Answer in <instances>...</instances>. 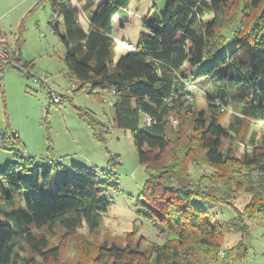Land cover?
<instances>
[{
  "label": "trees",
  "instance_id": "trees-1",
  "mask_svg": "<svg viewBox=\"0 0 264 264\" xmlns=\"http://www.w3.org/2000/svg\"><path fill=\"white\" fill-rule=\"evenodd\" d=\"M46 1L59 12L50 24L66 46L72 91L113 98L110 123L88 108L78 107L80 115L102 145L114 127L134 138L147 172L137 213L163 242L140 236L136 222L119 241L109 233L105 216L113 201L106 192L119 188L117 155L107 168L64 170L50 191L54 168L63 166L16 148V160L0 171V264L248 260L247 239L264 220V133L249 141L242 134L246 120L264 121V0H168L164 11L147 16L135 50L120 55L113 18L120 10L126 14V0ZM16 35L13 47L0 30V52L7 54L0 73L34 67L23 61L22 31ZM209 80L207 107L199 109L192 87ZM50 96L48 110L64 104ZM227 112L229 123L222 118ZM9 131L20 140L9 128L4 139ZM233 140L244 146L240 153ZM241 196L248 198L243 208L235 203ZM224 207L234 216L223 218Z\"/></svg>",
  "mask_w": 264,
  "mask_h": 264
},
{
  "label": "rangeland",
  "instance_id": "rangeland-1",
  "mask_svg": "<svg viewBox=\"0 0 264 264\" xmlns=\"http://www.w3.org/2000/svg\"><path fill=\"white\" fill-rule=\"evenodd\" d=\"M41 1L0 0V30L7 34V40L13 47L16 45V33L21 30L23 61L34 63L33 68L24 72L16 67H6L0 73V83L3 84L2 87L0 85V171L16 160V148L25 156L43 159V164L49 163L48 157H51L63 166L54 168L55 175L50 189L53 191L56 189L55 181L59 174H66L64 170L71 174L75 170V165L107 168L110 156L117 155L119 162L114 166L118 172L119 188L106 192L113 201L105 216L109 233L115 237V241H119V237L124 232L132 230L136 222L140 225V236H145L151 241L163 242L158 229L137 213L136 202L147 178V172L140 161L131 132L122 128H112L106 145H102L94 136L87 121L80 115L78 107L91 109L100 120L110 123L112 95L108 94L104 101H100L85 90L72 91V84L65 76L63 58L66 46L50 24L55 12L49 1L45 0L42 3ZM126 1L128 3L126 14L117 17L114 22L118 25L122 21L124 24L123 27L116 28L115 32L119 40L125 42L118 44V55L127 50L126 45L135 47L134 42L141 33L147 16L164 11L168 2V0ZM122 12L120 10L116 15L121 16ZM231 42L233 44V41L226 43L229 50L233 49L228 47ZM27 72H30L29 76ZM206 83L202 87H192L199 109L207 107L205 91L209 88L211 80ZM50 92L54 97L62 98L64 104L60 107L53 104L48 110L51 102ZM65 95L69 97L66 98ZM229 115L230 112L222 114L225 123H229ZM8 128L18 132L20 140H16L11 131L4 139L1 134ZM263 133L264 121L246 120L242 138H245V141L252 137L260 140ZM15 141H18L17 144H14ZM237 142L233 140L230 143L240 153L244 146ZM50 144L54 150H50ZM247 201L246 196H241L235 203L243 208ZM223 212V218L229 219L234 216L230 208L224 209ZM247 243L250 246L248 260L235 264H264V220L254 225ZM69 245L70 257L74 255L75 250L71 244Z\"/></svg>",
  "mask_w": 264,
  "mask_h": 264
},
{
  "label": "built area",
  "instance_id": "built-area-1",
  "mask_svg": "<svg viewBox=\"0 0 264 264\" xmlns=\"http://www.w3.org/2000/svg\"><path fill=\"white\" fill-rule=\"evenodd\" d=\"M55 13L53 14V16H52V21H51V23H53V22H56L57 20H58V18H60L59 17V12H58V10L57 9H54L53 10ZM115 40H116V42L118 43V44H125V42H123V40H119V39H116L115 38ZM126 47H127V50H135V47L133 46V47H131V46H129V45H126ZM7 58V54L4 52V51H1L0 52V59L1 60H4V59H6ZM72 86H74L73 84H72ZM60 99V97L59 96H55V101H58ZM225 109H228L227 107H223L222 108V110H225ZM229 110V109H228Z\"/></svg>",
  "mask_w": 264,
  "mask_h": 264
},
{
  "label": "crops",
  "instance_id": "crops-1",
  "mask_svg": "<svg viewBox=\"0 0 264 264\" xmlns=\"http://www.w3.org/2000/svg\"><path fill=\"white\" fill-rule=\"evenodd\" d=\"M126 11H127V9H126ZM123 15H115L114 16V18H113V23L115 22V19L118 17V18H120V17H122ZM123 20V19H122ZM82 23H83V25L85 26V27H87V23L82 19ZM124 26V24H123V22L122 21H120V24H114V27H115V32H116V28H120V27H123ZM117 36V35H116ZM116 39H119V37H116ZM120 55V54H119ZM235 238V237H234Z\"/></svg>",
  "mask_w": 264,
  "mask_h": 264
}]
</instances>
